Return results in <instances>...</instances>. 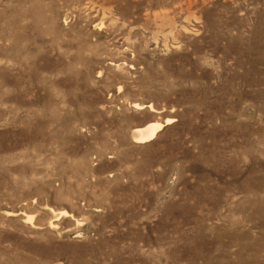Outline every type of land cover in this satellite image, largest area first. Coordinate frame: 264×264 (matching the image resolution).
<instances>
[{
  "label": "rangeland",
  "instance_id": "374dc122",
  "mask_svg": "<svg viewBox=\"0 0 264 264\" xmlns=\"http://www.w3.org/2000/svg\"><path fill=\"white\" fill-rule=\"evenodd\" d=\"M0 264H264V0H0Z\"/></svg>",
  "mask_w": 264,
  "mask_h": 264
},
{
  "label": "bare ground",
  "instance_id": "6f19581e",
  "mask_svg": "<svg viewBox=\"0 0 264 264\" xmlns=\"http://www.w3.org/2000/svg\"><path fill=\"white\" fill-rule=\"evenodd\" d=\"M136 107H139V106L136 104ZM173 122H174V120L168 119L166 121L165 125L160 124V123H153V124H150V125L146 126L143 129L135 130L133 132V141L136 144H142V145L147 144V143L153 141L157 137V135L159 134V132H161L162 129L166 125H170ZM60 216L61 217H64V218H67V217H69V214L66 211H61L59 213V217ZM32 218H28V220H32ZM52 227H54V226H52Z\"/></svg>",
  "mask_w": 264,
  "mask_h": 264
}]
</instances>
